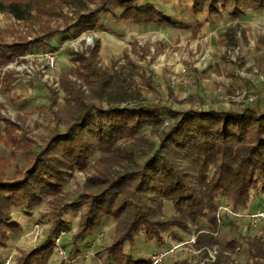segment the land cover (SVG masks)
I'll list each match as a JSON object with an SVG mask.
<instances>
[{"label": "rangeland", "instance_id": "374dc122", "mask_svg": "<svg viewBox=\"0 0 264 264\" xmlns=\"http://www.w3.org/2000/svg\"><path fill=\"white\" fill-rule=\"evenodd\" d=\"M120 1L0 0V4L14 3L24 10V19L20 21L0 11V44L21 46L20 50L24 51L0 68V170L4 179H11L15 169L25 165L29 149L42 146L53 134L68 126L78 114L74 104L105 107L106 100L113 101V86L106 94L101 93L92 75L94 70L105 77L120 75L117 86L129 99L121 106L164 105L173 111L242 110L258 103L259 97L253 93L255 100L248 102L250 92L245 82L255 89L254 86H259L256 81L260 79L261 82L263 76L258 67L251 71L242 67L243 62L258 64L252 47L228 40L222 46L219 38L210 43L207 29L196 26L205 22L206 15L195 17L187 0H148L172 20H183L189 26L180 31L164 25L120 21L115 17L120 14ZM97 11L87 27L72 35L64 33L76 23L78 15ZM54 32L64 33V37H51L54 49L47 46L28 49L27 45ZM45 54L54 56L53 70L48 69ZM218 60L219 66L215 63ZM239 71L245 75L239 76ZM258 105L264 108V104ZM142 132L150 134L148 129ZM95 160L85 170L76 169L71 173L59 199L45 197L27 212L11 209V220L19 231L10 235L6 245L0 247V262L16 264L22 254L41 248L49 231L62 220L68 230L58 232L55 239L60 238L61 245H65L62 247L65 255L55 253L52 245L46 264L104 263V253L91 259L83 254L98 236L101 241L96 252L109 246L116 224L109 220L100 226L89 238L87 250L83 249L84 253L79 256L74 254L70 243L84 209H61L77 194L93 192L84 186L94 175ZM223 206H229L233 215H222L224 220L215 229L216 236L211 235L214 239L211 245L207 246L209 240L205 238L207 244L200 247L189 243L194 238L197 240L195 228L189 232L176 229L174 234L163 235L162 245L147 243L140 237L138 256L149 259L156 252L175 248L174 256L164 264H252L247 246L254 238L264 239V219L254 226L248 220L257 211L264 213V203L258 208L253 200L245 210L237 211L230 204ZM165 212L168 215L171 209L166 208ZM254 262L264 264V259Z\"/></svg>", "mask_w": 264, "mask_h": 264}, {"label": "trees", "instance_id": "16d2710c", "mask_svg": "<svg viewBox=\"0 0 264 264\" xmlns=\"http://www.w3.org/2000/svg\"><path fill=\"white\" fill-rule=\"evenodd\" d=\"M141 1L121 0L120 14L115 17L136 24L187 28L183 20L174 22L152 2ZM188 1L193 15H220L231 9L229 15L239 17L247 8H264V0ZM0 11L16 20L24 19V10L17 4H0ZM98 12L78 15L76 23L64 33L72 35L87 27ZM64 33L44 35L27 47L54 49L51 37H64ZM21 48L0 44V68L24 53ZM92 75L101 93L106 94L113 86V101L106 100L105 107L74 104L78 114L68 126L42 146L29 149L25 154L28 161L15 169L11 179H4L0 170V247L19 231L11 220V209L27 212L45 197L59 199L71 173L85 170L95 159L94 175L84 186L93 192L77 194L61 209H84L70 243L74 254L85 248L105 222L116 224L113 242L95 254H105L103 264H150L149 259L137 254L139 238L162 245L163 235L174 234L176 229L189 232L195 228V245H205L208 239L209 246L214 240L210 233L218 226L219 206L230 204L235 211L245 210L254 200L258 208L262 207L264 108L257 103L242 110L121 106L129 99L117 86L120 75L105 77L95 70ZM144 129L150 134L142 132ZM166 208L171 209L168 215ZM220 219L222 222L224 217ZM62 230L68 227L61 220L49 231L41 248L22 254L16 264H46L54 239ZM247 253L252 264H261L254 260L264 259V239H252Z\"/></svg>", "mask_w": 264, "mask_h": 264}, {"label": "crops", "instance_id": "0c3cea01", "mask_svg": "<svg viewBox=\"0 0 264 264\" xmlns=\"http://www.w3.org/2000/svg\"><path fill=\"white\" fill-rule=\"evenodd\" d=\"M230 10L231 9L222 11L220 15L207 16L206 14H204L206 15L207 19L202 25L196 24V26L201 29H207L210 43H212L213 41L215 42L216 38H219L220 41L219 43L222 46L228 40L239 46L245 45V46H249L250 48L252 47L251 49L252 51H254L255 54L254 60H256L255 62H257L258 64L254 62H251V64L249 62H243L242 67L248 69V71L254 70L255 67L256 68L258 67L257 70L259 71V74L263 76V80H261V82L260 79L256 81L259 86L257 87L254 86L255 89L250 87L248 81H246L245 84L250 94L253 93L259 97L257 104H264V8L262 9L247 8L244 10L243 14H241L239 17L230 16L228 12ZM160 11L166 15V13L161 9ZM194 16L197 17V15ZM173 21L178 22L181 20L178 21L173 20ZM187 27L189 26L187 25ZM174 30L180 31L181 29H174ZM215 63L218 64L219 66V60ZM216 66L213 67L215 68V71L218 70ZM233 89L236 90V88ZM86 250L87 247L86 249L84 248L83 251L85 252ZM83 251L79 253V256L81 253L82 254L84 253Z\"/></svg>", "mask_w": 264, "mask_h": 264}, {"label": "built area", "instance_id": "2783aa9c", "mask_svg": "<svg viewBox=\"0 0 264 264\" xmlns=\"http://www.w3.org/2000/svg\"><path fill=\"white\" fill-rule=\"evenodd\" d=\"M46 58V65L48 67V69L53 70L55 68V58L53 55L51 54H45L44 55ZM232 59V58H231ZM234 60V59H232ZM235 61V60H234ZM239 76H244L245 74L243 73V71H239L238 72ZM245 92L243 93V96H245ZM255 100V97L252 94H249L248 96V102H252ZM233 215V211L232 209L229 208V206H219L217 209V224L220 225L221 224V216L222 215ZM264 219V213L257 211L253 214H251L249 216V223L251 224V226H254V224L259 221ZM210 235L212 236H216V233H210ZM196 239H192L189 243H193L195 244ZM101 239L100 236L97 237V239L91 244V246L89 247V249L87 250L86 253L83 254V257L87 258V259H91L94 258L95 253H96V247L97 245L100 243ZM53 248H54V252L57 253L59 256H63L64 257V251L62 250V246L60 243V238H58L57 240L55 239L53 242ZM175 248H169L166 249L165 251H160V252H156L154 254H152L149 257V263L150 264H164L166 262V260L168 258H171L174 256Z\"/></svg>", "mask_w": 264, "mask_h": 264}]
</instances>
